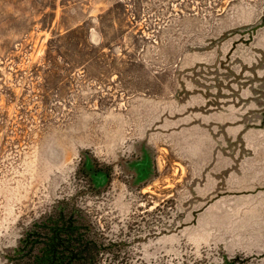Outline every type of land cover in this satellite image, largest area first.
Masks as SVG:
<instances>
[{
	"label": "rangeland",
	"instance_id": "rangeland-1",
	"mask_svg": "<svg viewBox=\"0 0 264 264\" xmlns=\"http://www.w3.org/2000/svg\"><path fill=\"white\" fill-rule=\"evenodd\" d=\"M261 50L264 0H0V264L63 201L86 212L105 243L126 241L144 264L220 262L195 240L172 251L155 237L202 182L205 167L182 146L196 129L179 125L203 106L200 89L250 97L249 84L262 85ZM237 106L222 119L252 108ZM142 144L154 170L140 191L120 167ZM83 153L114 165L96 193L78 174ZM253 162L247 170L264 184Z\"/></svg>",
	"mask_w": 264,
	"mask_h": 264
},
{
	"label": "flooded vegetation",
	"instance_id": "flooded-vegetation-1",
	"mask_svg": "<svg viewBox=\"0 0 264 264\" xmlns=\"http://www.w3.org/2000/svg\"><path fill=\"white\" fill-rule=\"evenodd\" d=\"M227 37L228 34L222 35L219 42ZM256 61L257 68L261 70L260 75L258 74L255 78L259 80L256 84L262 85L253 89L254 82L251 81L254 78H248V82H251L248 86L250 97H241L235 101L223 93L212 95L210 91H206L207 89H200L197 95L203 99V106L195 109L193 113H197L196 117L188 119L191 122H182L179 125L185 124L182 127L188 130L196 129L193 135L185 136L182 146L185 147V155L190 159L197 158L196 163L205 168L201 171L200 181L202 182L197 181L189 191L190 198L179 204L182 211H179L175 222L168 225L169 229H164L155 237L159 240L157 244L164 245L167 250L174 251L176 247L185 250L186 242L193 243L195 240V245L209 246L216 251L220 262L215 264H264V184L259 181L262 179L257 177V173L247 170L246 166L253 160L258 168H264L262 152L264 138L257 133L264 130V51L261 50L260 57ZM221 62L219 64H222ZM208 69L209 67H205V71ZM250 70L254 73L256 71L254 68ZM238 104L252 105V108H249L247 113L241 114V117L234 122L222 119L223 112L228 113L230 108L235 109ZM251 118L257 123H253ZM187 133L190 134L193 131ZM150 145L156 149L153 143ZM152 153L153 151L151 152L146 144H142L134 158L121 162L123 163V167L122 164L120 167L122 174L127 172L129 184H136L140 191L144 190L154 170ZM256 153H258L259 161L254 158ZM113 168L114 165L98 164L88 154L83 153L78 174L85 178L88 190L96 193L101 191V187L110 183ZM251 204L260 208L258 215H248L247 206L250 207ZM74 206L83 211L80 207ZM82 218L94 227L86 212H83ZM29 229L4 255L7 263L28 264L24 256L28 249L24 246L23 239ZM91 234L97 241L98 247L92 248L89 236L86 264H101L102 256H105L106 260L108 258L109 262L106 264H144L143 261L146 262L133 250H128L126 241L105 243L96 232ZM91 251L98 252L96 263H91L93 261ZM51 253L57 254L58 251L44 247H38L32 251V254L37 256L39 264H48L42 257L45 256L47 260V256Z\"/></svg>",
	"mask_w": 264,
	"mask_h": 264
},
{
	"label": "trees",
	"instance_id": "trees-1",
	"mask_svg": "<svg viewBox=\"0 0 264 264\" xmlns=\"http://www.w3.org/2000/svg\"><path fill=\"white\" fill-rule=\"evenodd\" d=\"M80 211L69 202H60L47 216L33 222L24 236V246L28 249L24 255L28 264H39L37 256L32 251L38 247L56 249L58 253H51L42 257L48 264H86V249L89 236L93 249L97 248V241L91 232L96 229L82 218ZM68 249V250H67ZM61 250V251H60ZM98 252L91 251V263H96Z\"/></svg>",
	"mask_w": 264,
	"mask_h": 264
}]
</instances>
